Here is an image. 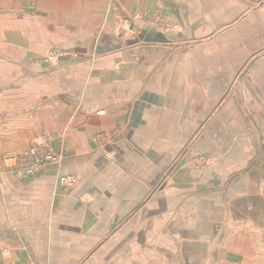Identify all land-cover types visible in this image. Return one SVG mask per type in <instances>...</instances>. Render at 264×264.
<instances>
[{"label": "crops", "instance_id": "obj_1", "mask_svg": "<svg viewBox=\"0 0 264 264\" xmlns=\"http://www.w3.org/2000/svg\"><path fill=\"white\" fill-rule=\"evenodd\" d=\"M0 264H264V0H0Z\"/></svg>", "mask_w": 264, "mask_h": 264}, {"label": "built area", "instance_id": "obj_2", "mask_svg": "<svg viewBox=\"0 0 264 264\" xmlns=\"http://www.w3.org/2000/svg\"><path fill=\"white\" fill-rule=\"evenodd\" d=\"M64 56L62 51H55L48 55L47 61H56L58 57ZM6 161H14V173L19 178H28L37 173L46 165L57 163L58 156L53 148L51 137H41L21 154L11 153L6 156ZM77 179L73 176L62 177L59 183L62 186H73Z\"/></svg>", "mask_w": 264, "mask_h": 264}]
</instances>
